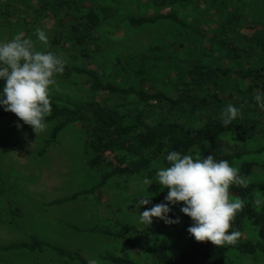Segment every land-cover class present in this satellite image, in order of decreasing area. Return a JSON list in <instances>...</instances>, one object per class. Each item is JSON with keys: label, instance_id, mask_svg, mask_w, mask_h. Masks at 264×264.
<instances>
[{"label": "trees", "instance_id": "1", "mask_svg": "<svg viewBox=\"0 0 264 264\" xmlns=\"http://www.w3.org/2000/svg\"><path fill=\"white\" fill-rule=\"evenodd\" d=\"M27 1L5 0L0 20L14 21L19 29L25 30V38H29V34L36 38V28L32 32L27 30L29 24L37 22L30 19L29 13L33 11L44 18L51 13L57 22L56 29L50 32L53 38H49L48 48H70L71 57L92 63L102 48V35L108 32L109 11L102 10L93 0H36L37 10H31ZM189 1L164 0L161 4L181 8L187 7ZM218 1L208 2L222 16L214 22L216 28L212 34L211 30L204 34L193 30L199 36L196 35V44L189 52L188 66L184 70L179 68L174 77L170 74L176 68H165L169 76L163 86L144 88L141 81L150 75L152 66L141 69L133 57L127 64L117 57L114 67H107L103 74L83 66H66L64 73L58 76V82L71 80L73 85L85 79L82 84L91 93L89 96L50 94L52 112L47 123L56 122V125L45 140L46 148L55 143L69 125H80L90 173L98 176L91 189L75 192L51 205L73 202L82 196L102 197L109 182L116 177L142 173L154 177L156 165L167 166L164 157L171 150L205 157L214 154L217 160H228L246 179V186H232L229 190L232 200L244 201L229 230L241 233L235 245L217 246L211 241H196L187 231L193 224L192 219L179 212L169 213L173 219L183 217L179 224L167 225L153 218L152 228L163 229L141 248L97 226L66 225L77 234H94L124 242L126 248L121 255H100L106 264H236L232 260L235 256L264 258V205L257 208L255 204L257 198L264 199V109L254 100L258 91L264 92V0H231L234 9L226 14L228 0ZM251 16L256 18L249 20ZM196 20L209 25V20ZM127 21L137 27L171 21L191 28L188 22L171 12ZM157 48L153 46L145 52L144 62L156 58L157 64L166 67V62L174 57L158 56ZM111 98H117L118 103L112 105ZM230 103L241 110V115L225 127L221 111ZM3 118L19 120L0 106V121ZM2 146L0 135V154ZM14 194L3 176L0 160V203L7 202L13 218L26 217ZM166 195L167 191L160 192L151 198V204L142 207L148 209L165 202ZM170 241L176 248L179 246L176 252L170 248ZM20 250L43 253L48 260L57 257L65 264H88L80 254L72 255L64 247L36 235L30 236L27 242L0 246V253Z\"/></svg>", "mask_w": 264, "mask_h": 264}, {"label": "rangeland", "instance_id": "2", "mask_svg": "<svg viewBox=\"0 0 264 264\" xmlns=\"http://www.w3.org/2000/svg\"><path fill=\"white\" fill-rule=\"evenodd\" d=\"M163 1L93 0L102 10L109 11V17L106 21L108 32L102 35V48L99 54L96 53L98 56L95 55L91 64L82 60L81 57H71L70 48L60 46L47 48V50L62 53L68 68L83 66L99 74H103L107 67L113 68L117 57L126 64L133 57L140 64L141 69L148 68V65L152 66L150 75L145 76L141 81L144 88L161 87L169 76L168 70L165 73V68L175 67L176 69L170 74L174 77L180 71L179 68L184 70L188 66V60L191 59L189 52L196 44V35L199 36L193 30L202 34L211 30L212 34L213 29L216 28L214 22L222 17L210 7L209 0H191L187 3V7L181 6V8L162 5ZM27 2L31 5V10L38 9L36 0ZM222 2L223 0L218 1V3ZM4 4L5 0H0L1 11H5ZM232 9L234 7L231 0H228V8L225 9L224 14ZM170 12L176 14L181 21L188 22L191 28L182 27L171 21H160L137 27L130 25L127 21L128 18L154 17L158 13ZM29 14L30 19L37 22L29 24L27 30L32 32L39 24L40 28L46 30L49 38H53V36L50 37V32L56 29L57 18L51 13L45 18L43 15L37 16L33 11ZM37 17L40 18L37 19ZM198 18L209 20V25L204 21L197 23ZM254 18L256 17L251 16L249 20L253 21ZM13 22L0 20V39L11 40L19 33L25 36V30L19 29ZM29 38L36 40L35 37H31V34ZM153 46L158 47L156 50L158 56L168 58L172 55L174 59H169L166 67L157 64L156 58L148 63L144 62L145 52ZM43 50L45 49L42 48L41 51ZM60 79L63 80L62 77ZM79 82L81 84L78 85H73L71 80L67 83L58 82L57 77V85L53 87L51 94H73L80 98L89 96L91 93L86 91V86L82 84L85 79H80ZM3 87L4 81L0 80V91ZM111 101L114 105L119 100L111 98ZM18 124L22 127H18ZM55 125L56 122L48 123L47 130L38 135L31 126L24 124L21 120L12 121L10 118H3L0 121V135L3 140L0 160L3 176L15 191L14 198L20 208L27 214L23 218H13L7 202L4 200L0 203V246L27 242L30 236L36 235L47 242L64 247L72 255L80 254L88 262L95 259L98 264H106L100 255L107 253L121 255L122 249L126 248L124 242L109 240L94 234H77L66 225H77L83 228L97 226L125 237L137 248H141L153 235H159L162 227L154 230L152 225L146 227L134 223L140 212L146 210L142 206L140 209L135 207V198L145 195L148 187L149 193L153 194L151 198L160 192L168 191V189L161 191V185L155 182L150 186L143 185L141 181L149 178L144 173L132 177L113 178L102 197L82 196L73 202L51 205L54 201L71 197L75 192L91 189L98 180V176L93 175L89 170V157L83 150L80 125H69L60 133L57 141L46 148L45 140L49 138ZM155 167L158 170L163 166ZM182 206V202L173 206L172 212L182 213ZM182 218V216L179 217V219ZM168 244L173 251H177L175 249L179 246L176 248L173 241ZM232 260L236 264H264L263 257L235 256ZM62 261L64 260L57 257L48 260L43 253L27 250L0 253V264H65Z\"/></svg>", "mask_w": 264, "mask_h": 264}, {"label": "clouds", "instance_id": "3", "mask_svg": "<svg viewBox=\"0 0 264 264\" xmlns=\"http://www.w3.org/2000/svg\"><path fill=\"white\" fill-rule=\"evenodd\" d=\"M34 34L36 41L25 38L23 33L11 40L0 39V80L4 81L0 106L40 135L47 130V117L52 112L50 94L57 85V77L64 73L67 61L62 53L47 50L49 36L44 28L37 27ZM37 44L45 50H38ZM254 100L264 109V92L258 91ZM240 115L238 107L228 104L221 111L222 125H231ZM164 159L167 166L141 183L150 186L155 182L161 185V191L168 189L165 202L140 212L134 223L149 227L153 218H159L167 225L179 224L180 219H173L169 213L182 202L181 212L193 221L187 231L196 241H211L217 246L237 244L241 233L229 230L244 201L232 200L229 190L232 186H246L239 169L228 160H217L214 154L205 157L171 150ZM148 189L137 200L136 208L152 203L153 194ZM255 204L259 208L264 205V199L257 198ZM88 264H98V261L91 259Z\"/></svg>", "mask_w": 264, "mask_h": 264}]
</instances>
